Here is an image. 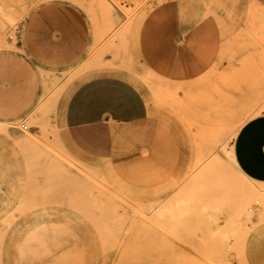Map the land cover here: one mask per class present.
Returning <instances> with one entry per match:
<instances>
[{
	"label": "rangeland",
	"instance_id": "rangeland-1",
	"mask_svg": "<svg viewBox=\"0 0 264 264\" xmlns=\"http://www.w3.org/2000/svg\"><path fill=\"white\" fill-rule=\"evenodd\" d=\"M54 3L87 17V61L30 46L39 100L0 120V264H251L264 187L228 153L264 112V0H0V52L25 53ZM39 28L33 39H61ZM146 109L174 127L181 161L137 190L112 174L109 144Z\"/></svg>",
	"mask_w": 264,
	"mask_h": 264
},
{
	"label": "crops",
	"instance_id": "crops-1",
	"mask_svg": "<svg viewBox=\"0 0 264 264\" xmlns=\"http://www.w3.org/2000/svg\"><path fill=\"white\" fill-rule=\"evenodd\" d=\"M39 27L43 31L59 28L61 39H33L35 32L37 35L40 33L34 28ZM88 27L87 17L81 10L69 4L54 3L52 7L39 11L30 21L28 33L32 37L27 44L21 42L17 45L25 53L18 50L0 52V120L25 115L39 100L41 82L30 46L38 53L39 48L44 47L48 51L43 53L51 52V55L42 57L51 58L52 48L58 44V54L53 57L60 59L58 63L62 65L70 61L62 59L83 57L87 61L90 45ZM23 35L22 30L21 38ZM39 55H36L37 58ZM82 99L87 112V85ZM233 151L237 166L248 180L264 184V113L242 125L236 135ZM109 159L111 167L127 187L148 190L163 185L177 171L181 161V142L172 125L149 115L146 109L117 126L109 144ZM246 254L251 264H264V239L258 248Z\"/></svg>",
	"mask_w": 264,
	"mask_h": 264
},
{
	"label": "bare ground",
	"instance_id": "bare-ground-1",
	"mask_svg": "<svg viewBox=\"0 0 264 264\" xmlns=\"http://www.w3.org/2000/svg\"><path fill=\"white\" fill-rule=\"evenodd\" d=\"M130 7V6H129ZM128 8V7H127ZM127 10V9H126ZM133 10V9H132ZM11 18V17H10ZM264 113V112H263ZM33 137V136H32ZM228 155H229V157H230V159H231V161H232V163L235 165V167H236V170L239 172V173H241L245 178H247L242 172H241V170L239 169V167L237 166V163H236V160H235V157H234V151H233V148L229 151V153H228ZM110 167H111V165H110ZM213 169V168H212ZM111 171H112V174L114 175V177L118 180V181H120V182H122L123 184H125L124 182H123V180L119 177V175L114 171V169L111 167ZM218 171V170H217ZM221 172V171H220ZM248 179V178H247ZM253 180V179H252ZM255 184H257L259 187H264V184H261V183H256V181L254 182ZM33 192H37V191H33ZM26 193V192H25ZM62 194H63V192H61ZM61 193H60V195H61ZM68 194V193H67ZM64 195V194H63ZM66 195V194H65ZM70 197V196H69ZM261 197H263V196H261ZM42 198V197H41ZM33 199V198H32ZM72 199V198H71ZM70 199V200H71ZM264 199V198H263ZM40 200V199H39ZM24 201H26V200H24ZM34 201V200H33ZM36 202V201H35ZM38 203H39V201H38ZM34 204H36V203H34ZM89 204V203H88ZM97 205V204H96ZM106 205V204H105ZM105 205L103 206V207H105ZM87 206V205H86ZM90 206H93V205H90ZM90 206H88V207H90ZM137 206V205H136ZM74 207V206H73ZM92 208V207H91ZM101 208H102V206H101ZM76 210H78V208L76 207ZM111 210V209H110ZM28 211V210H27ZM111 211H114L113 209L111 210ZM117 211V210H116ZM105 213H107V212H105ZM6 215V214H5ZM132 216H133V214H131ZM141 215V214H140ZM143 215V214H142ZM8 216H10V215H7V217ZM12 216V215H11ZM152 216V215H151ZM151 216H150V218H151ZM13 217V216H12ZM134 217V216H133ZM132 217V218H133ZM141 217V216H140ZM98 218V217H97ZM143 218H144V216H143ZM11 219V218H10ZM108 219V218H107ZM135 219V218H134ZM130 221H132L131 219H130ZM145 221V220H144ZM148 221H150V220H148ZM92 223V222H91ZM96 223V222H95ZM94 223V224H95ZM143 223V222H142ZM93 224V223H92ZM103 224V223H102ZM53 225V224H52ZM45 226V225H44ZM128 228H129V226L127 227V229H126V231H128ZM53 229H54V227H53ZM134 229V228H133ZM150 229V228H149ZM105 230V229H104ZM152 230V229H151ZM159 230V229H158ZM133 232V231H132ZM162 232V231H161ZM130 234H132L131 232H130ZM177 235V234H176ZM176 235H174V236H176ZM73 239V238H72ZM76 239H78V238H76ZM128 239V238H127ZM182 239V238H181ZM122 243V242H121ZM109 260V259H108ZM191 261V260H190ZM188 263H189V261H188ZM191 264V263H190Z\"/></svg>",
	"mask_w": 264,
	"mask_h": 264
},
{
	"label": "built area",
	"instance_id": "built-area-1",
	"mask_svg": "<svg viewBox=\"0 0 264 264\" xmlns=\"http://www.w3.org/2000/svg\"><path fill=\"white\" fill-rule=\"evenodd\" d=\"M10 39H13V36H11ZM24 129H27V126H24Z\"/></svg>",
	"mask_w": 264,
	"mask_h": 264
}]
</instances>
